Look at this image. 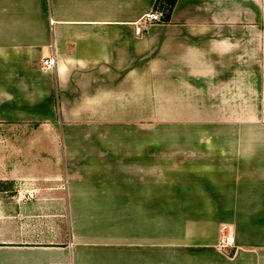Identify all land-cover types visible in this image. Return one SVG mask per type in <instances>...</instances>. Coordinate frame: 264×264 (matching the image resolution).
<instances>
[{
  "label": "crops",
  "instance_id": "obj_1",
  "mask_svg": "<svg viewBox=\"0 0 264 264\" xmlns=\"http://www.w3.org/2000/svg\"><path fill=\"white\" fill-rule=\"evenodd\" d=\"M156 2L0 0V129L49 156L14 209L67 217L0 264H264V0Z\"/></svg>",
  "mask_w": 264,
  "mask_h": 264
},
{
  "label": "rangeland",
  "instance_id": "obj_2",
  "mask_svg": "<svg viewBox=\"0 0 264 264\" xmlns=\"http://www.w3.org/2000/svg\"><path fill=\"white\" fill-rule=\"evenodd\" d=\"M156 11L163 13L162 19L164 20L167 8L160 4ZM35 130L37 129L32 126L14 127L9 130L0 129V241L7 240L13 235L12 229H14L15 223L19 226L27 225V227H30L28 228L29 231L42 229L45 224L48 226V231L51 232L49 235L53 237V240L57 239L56 236L58 237L59 233L56 234L55 231L50 229V226L55 227L59 224L63 227L64 232L66 230L67 217L65 213L63 217L60 216L59 218V214L52 211L35 213L14 209L19 206L18 203H15V198L19 196L24 198V195H27L28 191L25 190L26 186L23 185L26 184V181L36 179V181L29 184H33V187L38 189L40 194L48 191V188L42 186V180L46 178V174L40 170L39 163L49 156L46 154L29 155L28 137ZM44 151L51 152L49 148H44ZM54 162H56L55 159ZM34 165L36 166L34 167ZM35 168L39 169L35 170ZM38 225L39 227H36ZM224 227H222V232ZM229 255H232L231 251Z\"/></svg>",
  "mask_w": 264,
  "mask_h": 264
},
{
  "label": "built area",
  "instance_id": "obj_3",
  "mask_svg": "<svg viewBox=\"0 0 264 264\" xmlns=\"http://www.w3.org/2000/svg\"><path fill=\"white\" fill-rule=\"evenodd\" d=\"M163 13L153 12L148 14L143 20V27L146 28L147 25L160 22L163 19ZM138 31L141 32V28H138ZM43 67L45 69H51L55 67V59L54 58H46L43 60ZM28 198L32 199L35 197L34 191H28L27 195ZM235 238L233 236L232 230L230 226H225L223 229V236L219 243V247L228 253V250L232 249L234 246ZM231 251V250H230ZM229 251V253H230Z\"/></svg>",
  "mask_w": 264,
  "mask_h": 264
},
{
  "label": "trees",
  "instance_id": "obj_4",
  "mask_svg": "<svg viewBox=\"0 0 264 264\" xmlns=\"http://www.w3.org/2000/svg\"><path fill=\"white\" fill-rule=\"evenodd\" d=\"M177 0H157L156 6L158 7L160 4H163L165 8H167V14L164 17L165 20H169L171 12L176 4ZM233 252L231 251V254Z\"/></svg>",
  "mask_w": 264,
  "mask_h": 264
}]
</instances>
